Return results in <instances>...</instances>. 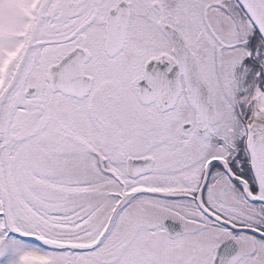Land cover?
<instances>
[{"label":"snow or ice","instance_id":"obj_1","mask_svg":"<svg viewBox=\"0 0 264 264\" xmlns=\"http://www.w3.org/2000/svg\"><path fill=\"white\" fill-rule=\"evenodd\" d=\"M0 264H264V0H0Z\"/></svg>","mask_w":264,"mask_h":264}]
</instances>
